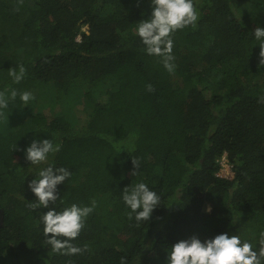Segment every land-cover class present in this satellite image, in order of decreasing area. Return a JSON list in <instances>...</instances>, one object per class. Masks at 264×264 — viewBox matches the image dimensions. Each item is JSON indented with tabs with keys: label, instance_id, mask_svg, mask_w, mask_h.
Here are the masks:
<instances>
[{
	"label": "trees",
	"instance_id": "trees-1",
	"mask_svg": "<svg viewBox=\"0 0 264 264\" xmlns=\"http://www.w3.org/2000/svg\"><path fill=\"white\" fill-rule=\"evenodd\" d=\"M194 4L196 26L172 34L169 71L135 35L149 0H0V264H165L167 247L190 235L254 242L264 230V64L252 34L264 0ZM17 65L25 76L13 83ZM37 86L26 106L10 98ZM34 136L59 143L49 162L71 172L55 206H93L78 254L53 253L46 209L28 206L39 166L23 149ZM222 154L230 178L218 174ZM139 181L161 204L137 225L120 195Z\"/></svg>",
	"mask_w": 264,
	"mask_h": 264
},
{
	"label": "clouds",
	"instance_id": "clouds-1",
	"mask_svg": "<svg viewBox=\"0 0 264 264\" xmlns=\"http://www.w3.org/2000/svg\"><path fill=\"white\" fill-rule=\"evenodd\" d=\"M150 13L146 18L135 24V35L144 45V52L150 56H158L163 66L172 70L174 59L172 55V34L188 26L195 27L199 13L194 0H149ZM258 42L259 64H264V26L257 25L252 32ZM23 65L8 69V75L13 83H19L25 76ZM151 90V85H148ZM19 100L26 106L32 99L30 91H19L13 88L10 98ZM264 102V97L260 98ZM8 100L0 93V109L7 108ZM61 145L53 143L49 138L35 137L23 149V156L31 165L39 166L28 181L27 187L34 195L28 206L35 209H46L39 213L42 232L46 243L53 253L75 255L82 251L73 241L79 236L85 220L93 211L92 205L68 204L57 208V186L71 176V172L64 166H55L50 156L59 152ZM133 174L139 167L136 160H132ZM120 198L128 209L127 217L137 225L148 222L154 210L161 204V196L143 181L125 186ZM211 206L205 212H211ZM121 264H125L121 258ZM165 264H264V230L256 240L242 239L237 234L219 232L211 237L201 239L193 234L179 239L167 247Z\"/></svg>",
	"mask_w": 264,
	"mask_h": 264
},
{
	"label": "rangeland",
	"instance_id": "rangeland-1",
	"mask_svg": "<svg viewBox=\"0 0 264 264\" xmlns=\"http://www.w3.org/2000/svg\"><path fill=\"white\" fill-rule=\"evenodd\" d=\"M15 18V17H14ZM14 18H12L10 21H11V24H12V26H14V24H16L15 22V19ZM7 26H8V24H6V25H1L0 26V29L1 30H3V29H5L6 30V28H7ZM11 26V27H12ZM83 29H85V26L84 27H82ZM6 51H8L9 49H5ZM39 87L37 86V87H32L31 89H29V91L32 93V94H35V92L36 93H38V91H39ZM41 90V89H40ZM74 106V105H73ZM81 109H82V103H78V104H76L75 105V107H74V111H75V113L77 112V114L78 115H81ZM219 163L220 164H218V165H220V167H219V175H222V174H224L225 172H226V170H227V168H229L228 167V161H227V159H226V157H225V155L224 154H222L221 156H220V158H219ZM207 207V205L206 206H203V208L205 209Z\"/></svg>",
	"mask_w": 264,
	"mask_h": 264
},
{
	"label": "built area",
	"instance_id": "built-area-1",
	"mask_svg": "<svg viewBox=\"0 0 264 264\" xmlns=\"http://www.w3.org/2000/svg\"><path fill=\"white\" fill-rule=\"evenodd\" d=\"M229 168H227L226 172L220 176L222 177H226V178H230L232 176V170H231V166L228 165ZM218 174H219V170H218Z\"/></svg>",
	"mask_w": 264,
	"mask_h": 264
},
{
	"label": "water",
	"instance_id": "water-1",
	"mask_svg": "<svg viewBox=\"0 0 264 264\" xmlns=\"http://www.w3.org/2000/svg\"><path fill=\"white\" fill-rule=\"evenodd\" d=\"M1 222H2V211L0 209V225H1Z\"/></svg>",
	"mask_w": 264,
	"mask_h": 264
}]
</instances>
